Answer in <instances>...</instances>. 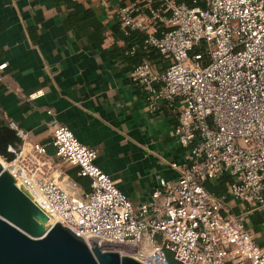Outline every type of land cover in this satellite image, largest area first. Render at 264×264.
I'll use <instances>...</instances> for the list:
<instances>
[{
	"label": "built area",
	"instance_id": "1",
	"mask_svg": "<svg viewBox=\"0 0 264 264\" xmlns=\"http://www.w3.org/2000/svg\"><path fill=\"white\" fill-rule=\"evenodd\" d=\"M101 1L125 35H144V54L129 78L143 92L144 111L164 104L175 114L170 135L182 155L167 162L175 177L158 176L148 198L135 204L95 164L97 151L53 119L48 145L21 144L20 155L30 147L36 163H19L20 183L83 240L96 235L99 245L135 246L118 248L121 256L146 264H170L167 253L180 264H264V244L250 221L264 211V0ZM137 48L130 44L126 52ZM151 49L166 63L163 71ZM48 146L54 166L89 178L88 192L71 193L54 177L38 176ZM223 176L225 192H209L206 184Z\"/></svg>",
	"mask_w": 264,
	"mask_h": 264
},
{
	"label": "crops",
	"instance_id": "2",
	"mask_svg": "<svg viewBox=\"0 0 264 264\" xmlns=\"http://www.w3.org/2000/svg\"><path fill=\"white\" fill-rule=\"evenodd\" d=\"M116 24L101 0H0V116L23 145H48L53 119L67 126L97 151L95 164L137 204L148 198L158 176L175 177L167 162L178 161L182 150L170 135L175 114L164 104L154 113L144 111L131 70L110 55L127 43L113 31ZM155 64L158 71L166 67ZM46 159L57 160L50 146ZM61 165L69 188L85 192L67 174L77 168ZM256 237L264 244L263 231Z\"/></svg>",
	"mask_w": 264,
	"mask_h": 264
},
{
	"label": "water",
	"instance_id": "3",
	"mask_svg": "<svg viewBox=\"0 0 264 264\" xmlns=\"http://www.w3.org/2000/svg\"><path fill=\"white\" fill-rule=\"evenodd\" d=\"M98 238L66 228L0 164V264H146L117 252L135 246Z\"/></svg>",
	"mask_w": 264,
	"mask_h": 264
},
{
	"label": "trees",
	"instance_id": "4",
	"mask_svg": "<svg viewBox=\"0 0 264 264\" xmlns=\"http://www.w3.org/2000/svg\"><path fill=\"white\" fill-rule=\"evenodd\" d=\"M176 2H184L188 6L201 5L199 0H175ZM196 1V3L194 2ZM112 29L114 32H118V36L124 39L126 45L121 48L113 47L109 53L112 57L120 59L122 62L126 63V69L132 70L139 63L142 55L144 54L143 49V35L139 34L137 31H130L128 35H125L120 30L119 24L113 25ZM130 44H137L138 48L134 54L130 55L126 51L129 49ZM154 51V49H152ZM151 59L159 64H162L161 55L158 53H151ZM1 88V84H0ZM22 144V138L17 134V131L8 125L5 120L0 116V156H2L7 161H11L15 158V153L10 149H16ZM68 176L73 179L75 183L80 185L85 192L90 190L89 184L90 181L87 180V177L78 176L75 172L68 171ZM228 181L227 176L221 177L215 183H207L206 188L209 192L215 195H221L225 192L226 182ZM251 224L253 230L263 231L264 232V212H254L251 215ZM260 226V227H259ZM170 264H180L175 261L172 257L168 258Z\"/></svg>",
	"mask_w": 264,
	"mask_h": 264
},
{
	"label": "rangeland",
	"instance_id": "5",
	"mask_svg": "<svg viewBox=\"0 0 264 264\" xmlns=\"http://www.w3.org/2000/svg\"><path fill=\"white\" fill-rule=\"evenodd\" d=\"M20 148H21V145L18 146L15 150L14 149H10L12 152L15 153V158L13 160H11V161H7L2 156H0V161L8 163V164L10 163L12 165L11 166V170H12L13 173H15L16 177H17V168L19 166V163H23V164H25V163H27V164H35L36 163L34 161V158H33L34 156L33 157L30 156V153H29L30 147L25 148V151L23 152L22 155H20ZM38 160H39V162H41V165L43 164V161H45V159L43 160V157H39ZM55 163H57V160H56ZM44 164H45V168H43V167H39L38 168V170H39L38 176H40V177H43V175L46 176V177H51L52 176V177L57 178L58 181L61 179L60 181H61V183L64 186L67 185L66 183H68L69 180H66L65 179L66 177L63 174V171L66 170V167L61 165L63 163H61L58 166H54L53 164H50L49 162L45 161ZM31 167H34V166L32 165ZM56 169H58V171L59 170L61 171V173H62L61 177H63V178L59 177L58 172H57ZM16 180L18 182H20V180H18L17 178H16ZM66 188H69V185H67ZM68 191H70L71 193H75V191H77V190H75L73 188L72 189L69 188ZM167 257L168 258L170 257L168 253H167Z\"/></svg>",
	"mask_w": 264,
	"mask_h": 264
},
{
	"label": "bare ground",
	"instance_id": "6",
	"mask_svg": "<svg viewBox=\"0 0 264 264\" xmlns=\"http://www.w3.org/2000/svg\"><path fill=\"white\" fill-rule=\"evenodd\" d=\"M2 161H0V164L11 174V175H15V173H13L12 172V170H11V164L9 163H5V162H2ZM17 178V177H16ZM18 179V178H17ZM16 180V179H15ZM19 180V179H18ZM56 180V179H55ZM17 181V180H16ZM57 181V180H56ZM18 182V181H17ZM58 182V181H57ZM20 183V182H19ZM23 187H24V189L37 201V199H36V196L32 193V192H30V190L27 188V187H25L22 183H20Z\"/></svg>",
	"mask_w": 264,
	"mask_h": 264
}]
</instances>
